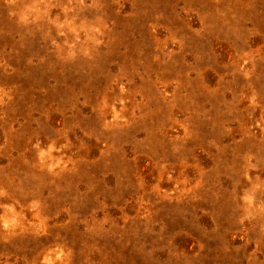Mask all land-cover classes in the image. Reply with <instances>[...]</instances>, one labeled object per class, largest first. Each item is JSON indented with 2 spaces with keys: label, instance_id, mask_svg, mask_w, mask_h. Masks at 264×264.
<instances>
[{
  "label": "rangeland",
  "instance_id": "obj_1",
  "mask_svg": "<svg viewBox=\"0 0 264 264\" xmlns=\"http://www.w3.org/2000/svg\"><path fill=\"white\" fill-rule=\"evenodd\" d=\"M0 264H264V0H0Z\"/></svg>",
  "mask_w": 264,
  "mask_h": 264
}]
</instances>
